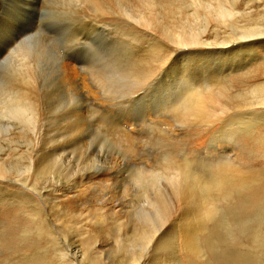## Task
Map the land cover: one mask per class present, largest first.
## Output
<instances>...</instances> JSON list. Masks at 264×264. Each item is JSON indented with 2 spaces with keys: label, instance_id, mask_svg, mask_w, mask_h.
Segmentation results:
<instances>
[{
  "label": "rangeland",
  "instance_id": "374dc122",
  "mask_svg": "<svg viewBox=\"0 0 264 264\" xmlns=\"http://www.w3.org/2000/svg\"><path fill=\"white\" fill-rule=\"evenodd\" d=\"M174 1L170 0V3L172 2L171 15L174 17L172 22L177 23L174 25L175 27H185L192 23L190 21L178 22L183 21L184 17L188 19L193 8L197 7V9L202 10V8H198L199 6L193 5L196 3H192L191 0ZM224 1V3H227L226 5L231 4L233 1L235 9L238 11L235 15V23L231 19L229 20L231 24L227 22L228 25L226 23H219L216 26L214 22H210L204 32L201 33V37L204 36L203 38L212 42H220L223 38H227L225 37L227 35H237V31H239L237 26L244 25L247 27L255 24L264 26V0ZM134 2L138 3L137 7L133 5ZM140 5V0H0V23L2 24H0V31L12 23V25L17 27L15 21L20 17H24L26 23L31 24L32 29L30 32L34 34V38L33 36H31L32 39L30 37L29 39L27 38L24 44L27 45L28 40L29 43L32 40L30 44L28 43V47L35 49V52L38 50V55L34 57L36 65H34L31 73L27 74L22 82H20L21 79L18 76L19 71L17 74L18 65H14V59L19 58V51H15L16 53L9 52L8 54L10 55L7 54L9 57L6 55V59L2 58L0 60V85H2V82H8L9 85L11 84L16 88L12 89L13 91L16 90V92L26 89L38 95L40 104L41 100L43 102L41 106L39 104V107H41L39 109L41 112L38 115L39 118L33 117L36 119L33 122H40H35L37 123L35 125H33L32 117L29 120L30 117L28 113L26 114L25 110L19 111V113L21 112L20 115H17L18 112H15V114L8 110H4L1 114L0 139L2 138L3 140L0 141L5 142L6 139L4 138H7V143L10 141L9 144L0 142V148L2 147L1 149L3 150H0V164H7L9 162L8 165L4 164L6 168L1 166L2 172L4 170L3 177L0 178V185H3L0 186L3 190L0 189V212L3 214L2 218L9 223L10 229L16 223L13 219L16 215H19L16 216L18 222L24 218L25 225H28L31 217L30 212L24 208L16 209L11 207L12 202L10 200L15 196L10 194L3 195L4 187L6 190L11 189V191H13L12 189L20 188L18 196L24 200L35 201L46 213L50 222H54L53 228L63 235L71 236V240L80 248H83L85 238L91 234L97 235L100 239L102 238L101 236L114 239L117 235L122 239H127L132 234V228L138 229L141 225L138 224L134 217L130 218L126 213L118 212V207L114 202L120 196L119 194H121L123 189L126 194L128 191L130 192V196L127 195L133 200L134 198L135 200L143 198L140 191H136L137 187H133L134 185L130 184L131 175L138 171L136 163L143 160L147 164V167L159 168L162 165L163 169L164 158H173V162H186L193 172L208 181L207 179H211L215 172L218 173L219 169L217 170V167L230 161L245 170L243 171L247 177V181H243L245 184L243 182L235 184L236 186L226 184L222 186L223 189H221L222 187L220 188L221 185L209 183L210 188L208 189L210 190V194L213 191L212 195L214 196L211 195V200H209V202L212 201L211 204L207 202H205L207 204L204 203L205 205L199 204L198 198L204 196L201 189L206 187L203 185H201L203 187L198 185L194 188V190H197L194 191L193 196L188 195L185 199L180 198L181 202L176 200L171 188L176 185L180 189L183 180L178 179L179 183L172 179L171 182L165 183L168 180L164 178V174L162 175L163 178L160 182L161 192L165 195L162 196L167 209L166 214L164 213L162 217V261L152 262L153 253L151 254V252L155 251H152V248L147 249L149 253L146 251L151 256L148 257L146 252L143 253L139 257L137 264H226L225 262L228 264H264V108L261 104L250 106V103L244 102L252 87L254 88L264 82V43L253 44V47H251L253 51L249 50L248 46L246 48L241 47V49H239L240 47L232 49L234 51L223 50L216 52L209 50V52L207 50V52L196 51V54L192 51L182 52V48L169 41L168 35L161 32L160 24L158 23L160 20L162 21V19L166 18V15H164L166 11L164 7L162 9L161 5L159 7V4L158 6L156 4L157 7L154 11L157 13L158 18H154L150 22L154 23L150 24L149 28L147 27L150 33L148 34L140 30L142 28L140 24H136L137 22L132 19L135 12L138 10L142 11ZM127 10L129 13L128 18L126 16L128 14ZM182 17L183 19H181ZM196 19L200 20L199 17ZM197 20H195V26L199 22ZM24 25L27 26L26 24ZM153 26L155 30L152 28ZM229 26H233L235 30ZM133 32L136 35L132 36ZM156 32L157 34H155ZM145 35H147V38ZM143 36L145 40H142ZM157 40L160 42L157 43ZM37 43H40V46ZM152 43L155 45V47L153 45L154 53L151 50ZM160 43L163 44L162 48H158ZM145 49L146 51L148 49L149 51L151 50L150 53L152 54L149 51L147 54ZM176 53L179 54L174 56ZM237 53L243 55L241 56ZM150 55L154 56L150 57ZM226 58L229 60V63ZM159 60L163 63H161L162 65H160ZM157 63L159 64L157 65ZM134 66L138 67L139 72L142 71L143 67L149 68L150 74L149 72L146 73L147 71L144 73L146 75L137 73L139 77H133L134 79L132 80ZM153 66L155 69L158 68L159 72ZM155 71L156 73H154ZM180 72H183V75ZM24 74L26 73L24 72ZM183 77L184 79H190L189 81L194 79L193 81L199 89L203 87V80L205 82L208 80L212 81V83L214 82L218 86V89L215 90L221 93L220 95L218 94L217 101L221 104L226 102V112L224 111L220 115L211 113V115L209 114L203 118L185 115L178 108L185 96V94H182L183 85L185 84ZM137 78H141V84L138 83L139 79L137 81ZM206 78L208 79L205 80ZM135 79L136 81H134ZM213 86L211 88L215 87ZM222 90L224 96L223 92H221ZM136 97L139 98L137 99ZM112 105L116 106L113 107ZM90 106L98 110L90 112ZM86 107H89V109L87 110ZM139 108L149 117L146 118L145 116L147 115L143 112L141 113ZM42 109L44 112L46 110V115L48 113V116L53 118V120L49 117L45 119L47 116H45ZM70 110L73 114H70ZM75 110L76 114L79 115L81 123L80 131L82 135L80 136L82 137L79 140L81 138L82 140L78 143L79 145L81 144V147L78 144H70L72 139L69 137L70 133L67 134L68 131L65 129L66 125L69 124L68 117L74 118ZM117 110L120 114L116 112ZM151 111H154V113ZM7 112H9L8 115ZM23 112L25 113L22 115ZM254 112H256L255 115ZM131 113H138V116L131 115ZM140 113L149 120L148 124H144L146 121L143 120V122H140ZM151 113H153V117ZM230 114L232 119H234L233 121H231ZM232 114L235 115L233 116ZM124 116L127 118L131 117L132 119L128 118V121ZM227 116H230L229 120H227ZM235 116L239 119L235 118ZM15 117L19 118V120L16 119L15 121ZM42 117H44L43 119L47 123L42 124L44 122ZM242 117H246L248 121L244 118L243 121ZM117 118H120V120H117ZM253 119L256 120L253 121ZM28 120L30 121L29 124L24 123V121L28 123ZM49 120L54 124L48 122ZM126 121L128 122L126 123ZM226 121L229 122L227 123ZM110 122H117V124L119 123L121 126L128 128L124 132L118 133V125L117 127L114 126L115 128L112 127L115 131L112 130L110 133L114 134L117 141L108 132L107 126L111 128ZM12 124L16 126H12L11 128L14 127L13 129L8 128V125ZM47 125H49L48 128ZM63 125L65 126L64 128ZM224 125L228 127V129L226 128L228 130L227 133V130L223 128ZM27 126L29 127L27 128ZM50 126L51 128H49ZM230 126L232 127L229 128ZM31 128L35 129H33L35 133L38 134L40 132V134H32ZM15 130H18V134ZM220 130L221 132H218ZM6 131H10L8 134L11 137L13 136L12 138L10 137L11 139ZM126 131L128 136L125 137ZM2 132L4 136H2ZM215 132L218 133L212 140ZM30 134L33 136H30ZM45 134L50 135L51 139ZM31 137L35 138V143L31 141L34 140ZM25 139L27 141L30 140V142L28 141L29 143L26 144L25 142L27 141ZM16 140L18 141L16 142ZM47 141L52 145H48ZM37 142L38 145L33 146ZM45 143L49 147H46ZM39 144H42L43 147ZM56 145L58 146V155H60L56 157L61 158L57 160L59 162L52 160L54 164L57 162L53 168L54 170L52 169L54 165L52 161H50L52 163L50 164L51 170L48 164L45 166L46 168L44 167L45 169H41L42 172L49 169L48 173L44 172V174L38 170L40 167L38 168V166L34 165L35 163L38 165L36 160L39 154L36 155V153L41 149L50 148V146L57 147ZM11 146L15 149L18 146L17 148L20 150L12 149ZM30 146L34 148L31 150ZM75 146L80 149L75 148ZM125 146H129L131 151H128ZM66 147L71 148L68 149ZM10 148L14 151H9ZM21 150L24 152H21ZM62 151L64 152L63 154ZM118 151L123 153L127 162L121 159ZM9 152L10 154H8ZM31 153H35V155ZM4 156L5 158L3 159ZM30 157H33V159ZM18 162L19 164H17ZM27 164L31 166L28 167ZM10 165L11 167L13 165L14 168L9 167ZM16 169H18L17 173H11L13 170L16 171ZM22 169L24 172H20ZM7 170L10 171L8 172ZM35 172H38L37 175L40 174V178L36 176ZM166 174L165 177L170 176V174L168 176ZM41 175H46L50 178L48 177L49 180H47L45 179L47 178L46 176ZM51 176L54 177L52 178ZM80 176H82L83 184L80 187L81 191L76 195L74 184ZM41 177H44V179H41ZM23 179H25L26 183ZM23 182L29 187H26ZM175 182L178 183L175 184ZM48 185L55 188V190L64 188L65 186V196L59 195L57 192L48 193L49 197L53 199L46 200V202L40 201L36 190L30 188L31 186L41 191L43 190V186L46 189H50ZM231 187L232 189H229ZM219 188L220 192H218ZM211 189L216 190L211 191ZM207 205L211 206L208 207ZM205 206L208 209L205 208V210L203 208ZM95 207H99L100 211L105 214V218L100 222V228L97 230L93 228L94 222L91 219L93 218L91 216L94 213ZM108 213H111V215H108ZM73 214L80 215V218H74ZM64 223L67 226L74 225V227L64 228L65 226H62ZM107 241L109 242L110 239H107ZM99 243L96 242L95 244L100 250H104L107 247L105 246V242L101 243L100 240ZM110 256L114 262L125 258V254L122 251L111 253ZM103 264L114 263L106 261Z\"/></svg>",
  "mask_w": 264,
  "mask_h": 264
},
{
  "label": "bare ground",
  "instance_id": "6f19581e",
  "mask_svg": "<svg viewBox=\"0 0 264 264\" xmlns=\"http://www.w3.org/2000/svg\"><path fill=\"white\" fill-rule=\"evenodd\" d=\"M91 1H95V0H91ZM141 1V8H142V11H137L135 12V15L132 16V19L133 21H136L137 23L136 24H140V26L142 27L140 30H143L145 33L147 32L148 34L150 33L149 31V27H150V24L152 25L153 23H150L152 20L157 19L158 18V15L157 13L154 11L155 8L158 6L159 4V7L162 6V9L164 7L165 9V13L164 15H166V18L162 21L160 20L158 24H160V28H161V32H164L168 35V40L171 41L172 43L176 44L179 48H182V52H195L194 54H196V51H206L207 50L209 51H223V50H232V49H241V47H248L249 50H252L251 47H253V44H256V43H264V26L262 25H251V26H237L239 28V31H237V35L235 36H231V35H227L225 37L227 38H223L222 41L220 42H217V41H210V40H206L205 38L201 37V33L204 32V30L206 29V26L210 23V22H214V24H219V23H222V24H228L231 22L229 21L231 19V21H235V15L237 14V10L235 9L234 7V4L231 2V4L229 5H226L227 3H224L225 1L224 0H191L192 3H196V4H193V5H197L199 6L198 8H202V10H199L196 8H193L192 9V12L190 14V16L188 17V19L186 17H184L185 19L183 21H179L178 23H181V22H192L190 25H187L185 27H181V26H178V27H175L174 25H176L177 23H174L172 22V19L174 18L171 13H172V9H171V4L172 2L170 3V0H140ZM174 1V0H173ZM189 1V0H188ZM175 2V1H174ZM173 2V3H174ZM230 2V1H229ZM228 2V3H229ZM163 3V5H162ZM157 4V6H156ZM182 4V3H181ZM179 4V5H181ZM184 4V2H183ZM189 4V3H188ZM133 5L135 7L138 6V3L137 2H134ZM161 5V6H160ZM178 5V7H179ZM186 5V3L184 4ZM191 6V5H189ZM201 6V7H200ZM192 7V6H191ZM125 11V9H123ZM123 11V12H124ZM128 13V10L126 11ZM199 12V13H198ZM126 13V14H127ZM138 13V14H137ZM127 18L129 16V13L126 15ZM197 17L200 18V20L196 19ZM179 18V17H178ZM183 19V17L181 18ZM233 19V20H232ZM199 21L197 23V26H195L196 24V21ZM132 21V22H133ZM16 25L17 27H15V25H8V26H5L6 28L5 29H2V31H0L1 33V36H0V60L2 58H5L7 57L9 52H14L16 53L17 51H19V58L17 59H14L15 61V64L14 65H18L17 66V74H18V71H19V75L20 76V82H22V80H24V78H26V75L30 74L31 71H32V68L34 67L35 64V59L34 57H36L38 54H37V51L35 52L32 47H28V45L32 42L29 43V40L27 42V45L24 44V41L29 37L30 39L31 36H33L34 38V34H32L30 31L32 29L31 27V24L29 23H26V20L24 19V17H20L19 19H17L16 21ZM14 22V23H15ZM156 22V21H155ZM232 22V23H233ZM157 23V22H156ZM155 23V24H156ZM195 23V24H194ZM235 23V22H234ZM1 24V23H0ZM24 24H26L27 26H25ZM158 24H156L158 26ZM227 24V25H228ZM2 25V24H1ZM132 25V24H130ZM234 25V24H233ZM133 26V25H132ZM139 26V27H140ZM217 26V25H216ZM34 27V26H33ZM148 27V28H147ZM230 27V26H229ZM233 27V26H232ZM230 27V28H232ZM2 28V27H1ZM154 28V26L152 27ZM234 28V27H233ZM131 29V28H130ZM137 29V28H135ZM148 29V30H147ZM157 29V28H156ZM152 30V29H151ZM155 30V28H154ZM153 30V32H154ZM160 30V29H158ZM233 30V29H232ZM235 30V28H234ZM33 32V31H32ZM138 32H139V29H138ZM152 32V31H151ZM159 32V31H158ZM234 32V31H233ZM132 33V32H131ZM144 33V34H145ZM4 34V35H3ZM135 34V32H133L132 36ZM154 34V33H153ZM157 34V32L155 33ZM136 35V34H135ZM141 35V33H140ZM160 36V34H158ZM146 38H147V35H145ZM149 36V35H148ZM158 36V37H159ZM36 37V36H35ZM84 37V36H83ZM141 37V36H140ZM157 37V38H158ZM143 39L142 40H145L144 36L142 37ZM149 38V37H148ZM151 38V37H150ZM153 38L155 39V36L153 35ZM156 38V39H157ZM84 40V39H83ZM159 40V39H158ZM157 40V41H158ZM34 41V40H33ZM148 41V40H147ZM151 41V40H150ZM156 41V40H154ZM156 44V42H154ZM161 41V39H160ZM160 41H158L157 43H159ZM35 42V41H34ZM39 42V41H38ZM144 42V41H143ZM149 42V41H148ZM163 42V41H162ZM161 42V43H162ZM29 43V44H28ZM152 43V49L150 47V49L152 50V53H154V48H153V44ZM160 43V46H158V48H162V45ZM33 44V43H32ZM36 44V42H35ZM33 44V45H35ZM38 44V43H37ZM40 46V43L38 44ZM159 45V44H158ZM165 45V44H164ZM252 45V46H251ZM157 46V45H156ZM189 46H192V47H189ZM195 46V47H193ZM36 47V46H35ZM147 47H148V44H147ZM155 47V45H154ZM39 49V47H37ZM149 48V47H148ZM243 48V49H244ZM41 49V47H40ZM147 49V48H146ZM145 49V51H146ZM150 50V51H151ZM161 50V49H160ZM16 51V52H15ZM149 51V49H148ZM148 51L147 54H148ZM149 51V53H150ZM209 51V52H210ZM234 51V50H232ZM241 51V50H239ZM245 51V50H244ZM253 51V50H252ZM251 51V52H252ZM39 52H41L39 50ZM145 52V54H146ZM182 52H179V53H182ZM208 52V53H209ZM238 52V51H237ZM242 52V51H241ZM248 52V51H247ZM150 53V54H152ZM179 53H176L174 56H176L177 54ZM199 53V52H198ZM197 53V54H198ZM226 53V52H225ZM236 53V52H235ZM240 53V52H238ZM237 53V54H238ZM253 53V52H252ZM8 54V55H7ZM18 54V53H17ZM234 54V53H233ZM7 55V56H6ZM184 55H186L184 53ZM228 55V54H227ZM238 55H241V54H238ZM243 55V54H242ZM241 55V56H242ZM247 55V54H246ZM17 56V55H16ZM151 56H154V55H150ZM187 56V55H186ZM222 56V55H221ZM240 56V57H241ZM9 57V56H8ZM163 57V55H162ZM212 57V55H211ZM252 57V56H251ZM11 58H14V57H11ZM170 58V57H169ZM203 58V57H202ZM220 58V57H219ZM234 58V57H233ZM232 58V59H233ZM237 58V56H236ZM6 59V58H5ZM9 59V58H7ZM161 59V58H160ZM168 59V58H167ZM195 59V58H194ZM193 59V60H194ZM212 59V58H210ZM227 59V58H226ZM240 59V58H238ZM13 60V59H12ZM38 60V58H37ZM36 60V62H38ZM169 60V59H168ZM190 60V59H189ZM201 60V59H199ZM221 60V59H220ZM6 61V60H5ZM160 61V60H159ZM158 61V62H159ZM195 61V60H194ZM229 60L227 59V62ZM237 61V60H236ZM11 62V61H10ZM164 62V61H163ZM1 63V62H0ZM8 63V62H7ZM162 62L160 61V65ZM165 63V62H164ZM188 63V62H187ZM194 63V62H193ZM198 63V62H196ZM229 63V62H228ZM233 63V62H232ZM236 63V62H235ZM13 64V62H12ZM136 64V63H135ZM138 64V63H137ZM159 63H157L158 65ZM218 64V63H217ZM157 65H155L157 67ZM170 65H173V64H170ZM198 65V64H197ZM209 65V64H208ZM15 66V67H16ZM136 66V65H135ZM134 66V69L132 70V80L134 78H136L137 76L139 77V73L140 74H144L146 71V73L149 72L150 74V71H149V68H146V67H143L142 71L139 72L138 70V67L136 68ZM185 66V65H184ZM191 66V65H190ZM196 66V65H195ZM188 67V65H187ZM136 68V69H135ZM154 68V66H153ZM161 68V66H160ZM163 68V67H162ZM165 68V67H164ZM190 68V67H189ZM204 68V67H203ZM208 68V67H207ZM217 68V67H216ZM155 69V68H154ZM158 69V68H157ZM155 69V70H157ZM169 69V68H168ZM183 69V68H182ZM187 69V68H186ZM214 69V68H213ZM152 71H154L153 69H151ZM161 70V69H160ZM221 70V69H220ZM23 71V72H22ZM166 71V69H165ZM164 71V72H165ZM183 71V70H182ZM185 71V70H184ZM193 71V70H191ZM24 72L26 74H24ZM157 72H159V69L157 70ZM138 73V74H137ZM156 73V71L154 72ZM153 73V74H154ZM167 73V72H166ZM181 73V72H180ZM183 73V72H182ZM181 73V74H182ZM147 74V75H149ZM141 75V76H142ZM146 75V74H144ZM183 75V74H182ZM214 75V74H213ZM158 76V75H157ZM160 76V75H159ZM211 76V75H210ZM134 77V78H133ZM145 77V76H144ZM217 77V76H216ZM143 78V76H142ZM147 78V77H146ZM158 78V77H157ZM163 78V77H162ZM139 79V82L138 83H142V80L140 81L141 78H137V81ZM186 79V78H185ZM184 77H183V80L185 82V84L183 85L184 86V89H183V92L182 94H185L184 98H183V101L180 102V105L178 106L179 109L182 110V112L187 115V116H196L197 118H203L205 116H208L209 114L211 115V113H217V114H223L224 111L226 112L227 110V105H226V102H224L223 104L219 103L217 100V96L218 94L220 95L221 93L218 91V90H215V89H218V86H216L214 84V82L212 83V81L209 82L208 81H204L203 80V87H201L200 89L198 88V86L194 83V79L192 81H189L188 78L185 80ZM208 78H206L205 80H207ZM214 79V78H213ZM216 79V78H215ZM131 80V79H130ZM180 80V79H179ZM200 80V79H199ZM212 80V79H211ZM219 80V79H218ZM136 81V79L134 80ZM157 81V80H156ZM161 81V80H160ZM217 81V80H216ZM215 81V82H216ZM130 82V81H129ZM159 82V81H157ZM197 82V81H195ZM136 83V82H134ZM133 83V84H134ZM137 83V84H138ZM144 83V81H143ZM148 83V82H147ZM1 84V83H0ZM135 84V85H137ZM146 84V83H145ZM259 84V83H258ZM154 85V84H153ZM157 85V84H156ZM159 85V84H158ZM215 87H214V86ZM143 86V85H142ZM211 86H213L214 88H211ZM256 86V85H255ZM151 87V85H150ZM149 87V88H150ZM160 87V86H158ZM162 87V86H161ZM200 87V86H199ZM148 88V89H149ZM152 88V87H151ZM150 88V89H151ZM12 89H16L14 88L11 84L9 85L8 82H2V85H0V118L2 117L1 114L4 110H8V111H12L13 113L15 112H18L19 111H24L26 112V114L28 113L30 119L31 120V117H32V122L34 121V119L36 117L39 118V114L41 113L40 112V108L39 107V98H38V95L33 93V92H30L26 89H23L21 90L20 92H16V90H12ZM161 89V88H160ZM158 90V89H157ZM152 91V89H151ZM148 92V90H147ZM223 92V90L221 91ZM134 93L136 95V92L134 90ZM140 94V93H138ZM142 94V93H141ZM140 94V95H141ZM144 95V94H143ZM161 95V94H160ZM165 95V94H164ZM138 96V95H137ZM146 96V95H145ZM222 96V95H221ZM223 96H224V92H223ZM134 97V96H132ZM140 97V96H139ZM138 97V98H139ZM148 98V96H146ZM153 97V96H152ZM137 98V97H136ZM137 98V99H138ZM159 98V97H158ZM248 98V100H247ZM246 99H244V102L246 101V103H250L249 105L250 106H254L255 104H261L262 107L264 108V82L260 85H257L256 87H252L251 91H249L248 93V97ZM131 99V98H130ZM133 99V98H132ZM151 99V98H150ZM161 99V97H160ZM141 100V99H140ZM139 100V101H140ZM155 100V99H154ZM138 101V100H137ZM144 101V100H143ZM42 100H41V104L40 106L42 105ZM45 103V102H44ZM153 103V101H152ZM116 104V103H114ZM113 104V105H114ZM133 104V103H132ZM131 104V105H132ZM46 105V104H45ZM112 105V106H113ZM118 105V104H117ZM122 105V104H121ZM247 105V104H246ZM44 106V104H43ZM116 106V105H115ZM113 106V107H115ZM123 106V105H122ZM145 106V105H144ZM147 106V105H146ZM218 106V107H217ZM125 107V106H124ZM130 107V106H129ZM127 107V108H129ZM139 107V106H138ZM142 108V106H140ZM148 107V106H147ZM217 107V108H216ZM242 107V106H241ZM43 108V107H42ZM49 108V107H48ZM87 110L89 109V107H86ZM110 108V107H109ZM131 108L133 109V107L131 106ZM129 108V109H131ZM137 108V107H136ZM146 108V107H145ZM251 108V107H250ZM45 109V108H44ZM117 109V108H116ZM120 109V108H119ZM122 109V107H121ZM138 109V108H137ZM148 109V108H147ZM146 109V110H147ZM152 109V107H151ZM43 110V109H42ZM49 110V109H47ZM98 109H96L95 107H91L90 106V112L92 111H96ZM136 110V109H135ZM140 110V108H139ZM138 110V111H139ZM143 110V109H142ZM69 111V110H68ZM110 111V110H109ZM124 111V110H123ZM122 111V112H123ZM156 111V110H155ZM6 112V111H5ZM21 112L17 115H20ZM23 112L22 115L25 113ZM118 113V110L116 111ZM127 112V110H126ZM133 112V111H132ZM140 112L142 113L143 111L140 110ZM154 113V111H151ZM157 112V111H156ZM253 112V111H252ZM251 112V113H252ZM261 112V111H260ZM259 112V113H260ZM9 112H7V115H8ZM11 113V112H10ZM12 113V114H13ZM43 113H45V119L47 118L48 119V113L46 115V110L44 112L43 110ZM69 113V112H68ZM67 113V114H68ZM95 113V112H94ZM136 113V112H135ZM133 114L131 113V115L133 114L134 116L137 115L138 116V113L137 114ZM140 113V122L143 120V121H146V123L144 124H148L147 122L149 120H147L146 118L149 117L145 112L147 116L144 117V115H141ZM153 113L152 114V117H153ZM256 112H254V115H255ZM263 113V112H262ZM16 114V113H15ZM70 114H73L71 113V110H70ZM115 114V113H114ZM120 114V112L118 113ZM122 114V113H121ZM150 114V113H148ZM253 114V113H252ZM258 114V113H257ZM256 114V115H257ZM44 115V114H43ZM123 115V114H122ZM124 115H127V114H124ZM155 115V114H154ZM233 115V114H232ZM235 115V114H234ZM233 115V116H234ZM252 115V116H254ZM260 115V114H259ZM262 115V114H261ZM11 116V114H10ZM42 116V114H41ZM71 116V115H70ZM119 116V115H118ZM136 116V117H137ZM142 116V117H141ZM225 116V115H224ZM223 116V117H224ZM231 116V114H230ZM229 116V117H230ZM237 116V115H236ZM237 119H239L238 117H236ZM241 116V115H240ZM12 117V116H11ZM35 117V118H33ZM123 117V116H122ZM126 117V116H124ZM135 117V118H136ZM222 117V118H223ZM228 117V116H227ZM228 117L227 120H229L230 118ZM4 118V117H3ZM2 118V119H3ZM10 118V117H9ZM36 118V119H38ZM44 117H42V120L44 121L43 119ZM50 118V117H49ZM128 118H131V117H128ZM128 118L126 117V120H128ZM220 118V116H219ZM225 118V117H224ZM246 119V117H242V119ZM252 118V117H251ZM250 118V119H251ZM257 118V117H256ZM11 119V118H10ZM19 120V118H16L15 117V121ZM21 119V118H20ZM23 119V118H22ZM25 119V117H24ZM35 119V120H36ZM51 120H53V118H50ZM132 119V118H131ZM134 119V118H133ZM226 119V118H225ZM231 119H232V116H231ZM240 119V120H242ZM243 119V121H244ZM249 119V121H251ZM5 120V118H4ZM3 120V121H4ZM26 120V119H25ZM28 120V123L27 121H24V123L26 124H29V121ZM117 120H120V118H117ZM124 120V119H123ZM234 119H232L231 121H233ZM236 120V119H235ZM248 121V119H246ZM245 120V121H246ZM256 120V119H255ZM253 119V121H255ZM1 121V119H0ZM21 121V120H20ZM20 121H17V122H20ZM56 121V120H55ZM68 121H69V124L66 125V127L63 125V128L65 127V129H67V134L70 133V136L71 137V143L70 144H78L79 141L82 140H79L80 135L81 134V131H80V128H81V123H80V118H79V115L76 114V110H75V114H74V118L73 117H68ZM125 121V120H124ZM129 121V120H128ZM126 121V123L128 122ZM142 121V122H143ZM223 121V120H222ZM246 121V122H247ZM6 122V121H4ZM13 122V121H12ZM23 122V121H21ZM31 122V123H32ZM37 122V121H35ZM33 122L32 124L35 125L37 123H40V122H37L35 123ZM42 122V121H41ZM46 122V120L42 123L44 124ZM48 122H51L53 123L52 121H48ZM132 122V121H130ZM227 122V121H226ZM229 122V121H228ZM227 122V123H228ZM241 122V121H240ZM47 123V122H46ZM137 123V122H136ZM139 123V122H138ZM150 123V122H149ZM226 123V124H227ZM248 123V122H247ZM10 124V122H9ZM14 124V123H13ZM8 125V128L12 127V126H16V125ZM21 124V123H20ZM49 124V123H48ZM54 124V123H53ZM57 124V122H56ZM109 124V123H108ZM130 125V123H128ZM143 124V123H142ZM255 124V122H254ZM1 125V124H0ZM4 127H5V124L3 123ZM51 125V124H49ZM47 125V128L48 126ZM107 125V124H106ZM111 126V128L109 126H107L108 128V132L109 134H111V136L113 138H115V140L117 139L113 133H110L112 132V127L118 125L117 129H118V133L120 132H124L125 129H128L127 127H124V126H121L119 123L117 124L116 123H112L110 122L109 124ZM2 126V125H1ZM45 126V125H44ZM43 126V127H44ZM52 126V125H51ZM51 126L49 128H51ZM54 126V125H53ZM225 126V125H224ZM223 128H227L228 127H224ZM229 126V125H228ZM7 127V125H6ZM26 127V126H25ZM24 127V128H25ZM29 126H27L28 128ZM42 127V129H43ZM46 127V126H45ZM232 126H230L229 128H231ZM3 128V127H1ZM14 128V127H13ZM11 128V129H13ZM17 128V127H16ZM19 128V127H18ZM36 128V127H35ZM41 128V127H40ZM38 128V129H40ZM115 128V127H114ZM5 129V128H3ZM7 129V128H6ZM32 129V128H31ZM34 129V128H33ZM32 129V131H33ZM46 129V128H45ZM226 129V130H227ZM8 130V129H7ZM19 130V129H18ZM18 130H15V132L18 134ZM21 130V129H20ZM25 130V129H24ZM23 130V131H24ZM28 130V129H27ZM26 130V131H27ZM35 130V129H34ZM41 130V129H40ZM48 130V129H47ZM224 130V129H223ZM5 131V130H4ZM29 132H31L30 130H28ZM46 131V130H45ZM52 131V130H51ZM115 131V130H113ZM1 132V131H0ZM7 132V131H6ZM10 132V131H9ZM7 132V134L9 133ZM13 132V131H11ZM20 132V131H19ZM36 132H39V131H36ZM64 132V131H63ZM218 132H221L218 131ZM218 132H215L213 137H212V140L215 138V136L217 135ZM228 132V130L226 131V133ZM3 133V132H2ZM35 133L34 131L32 132V134ZM49 133L51 134L50 130H49ZM54 133V132H52ZM26 134V132H25ZM37 134V133H35ZM40 134V132L38 133ZM37 134V135H38ZM44 134V133H43ZM48 134V133H47ZM45 134V135H47ZM57 134V133H56ZM108 134V133H107ZM14 135V134H13ZM24 135V134H23ZM36 135V137H38ZM42 135V134H41ZM4 136V133L3 135ZM9 136V134H8ZM15 136L17 137V135L15 134ZM19 136V135H18ZM28 136V134H27ZM30 136H33L30 134ZM29 136V137H30ZM128 136L127 134V131L125 132V137ZM0 137H1V134H0ZM11 137V135L9 136V138ZM13 137V136H12ZM11 137V138H12ZM35 137V136H34ZM33 137V138H34ZM47 137H50V135ZM4 138V137H3ZM10 138V139H11ZM27 138V137H26ZM32 138V137H31ZM32 138V139H33ZM41 138V137H40ZM45 138V136H44ZM53 138V137H52ZM6 139V143H7V138H4ZM30 139V138H29ZM38 139V138H37ZM49 138H47L48 140ZM51 139V137H50ZM50 139L48 141H50ZM63 139V138H62ZM0 140H3L2 138ZM14 140V139H12ZM11 140V141H12ZM26 140V139H25ZM31 140V139H30ZM30 140H28L30 142ZM45 140V139H44ZM120 140V139H118ZM125 140V139H124ZM18 140H16L17 142ZM24 141V140H23ZM27 141V140H26ZM25 142L26 144H28L29 142ZM31 141H34L33 143L36 142L35 138L34 140H31ZM47 141V142H48ZM52 141V140H51ZM117 141V140H116ZM0 142H3V141H0ZM3 142V143H5ZM15 142V141H13ZM15 142V143H16ZM61 142V141H60ZM120 142V141H119ZM5 143V144H6ZM10 143V141H9ZM7 143V144H9ZM19 143V142H18ZM41 143V142H40ZM50 145L51 143L48 142ZM63 143V142H62ZM68 143V141H67ZM66 143V144H67ZM123 143V142H121ZM4 144V145H5ZM43 144V143H42ZM42 144H39L42 146ZM46 144V143H45ZM61 144V143H60ZM65 144V143H64ZM115 144V143H114ZM120 144V143H119ZM3 145V144H2ZM14 145V143H13ZM34 145H38V142L36 144H33ZM46 144V147L48 146ZM52 145V144H51ZM71 145V147H72ZM79 145V144H78ZM76 145V146H78ZM121 145V144H120ZM1 146V144H0ZM32 146V145H31ZM30 146V148H31ZM55 146V145H54ZM57 146V145H56ZM61 146V145H60ZM60 146H59V149H60ZM77 149H80L78 148L79 146L81 147V144L76 147ZM122 146V145H121ZM18 147V146H17ZM16 149H19L17 148ZM22 147V146H21ZM20 147V148H21ZM43 147V146H42ZM49 147V146H48ZM64 147V146H63ZM71 147H66V148H71ZM116 147V146H115ZM2 148V147H1ZM0 148V150H2ZM12 149H15L11 146ZM10 148L9 151H11L12 149ZM34 148V147H33ZM31 148V150L33 149ZM41 148V147H40ZM125 148L129 151H131V148L129 146H125ZM15 149V150H16ZM25 149V148H24ZM67 149V150H68ZM20 150V149H19ZM18 150V151H19ZM27 150V148H26ZM36 150V149H35ZM39 150V148H38ZM42 150V149H41ZM40 151H36V155H38V158H37V163L38 165H36V163L34 164L35 166H38V168L40 167V169H38L39 171H41V169H45L46 165L48 164L49 166V169L51 167L50 164H54L53 161H57L59 158H57L56 156L58 155V146L57 147H52L50 146V148H45L44 150H42V152ZM64 150V148H63ZM3 151V150H2ZM1 151V153H2ZM14 151V150H12ZM23 150H21L22 152ZM29 151V150H28ZM27 151V152H28ZM58 151V152H57ZM65 151V150H64ZM127 151V152H128ZM4 152H7V151H4ZM20 152V151H19ZM24 152V151H23ZM32 152V151H31ZM35 152V151H34ZM41 154H40V153ZM61 152V151H60ZM125 152V151H124ZM18 153V152H17ZM64 152L62 151V154ZM66 153V152H65ZM5 155V153H3ZM10 154V152L8 153ZM8 154H6L8 156ZM16 154V153H15ZM28 154V153H27ZM31 154H34L35 153H31ZM61 154V153H60ZM61 154V155H62ZM118 154H120L121 156V159L123 161H125V158L123 156V153L119 152L118 151ZM13 155V153H12ZM6 156V157H7ZM28 156H30L28 154ZM32 156V155H31ZM60 156V155H58ZM1 157V156H0ZM22 157V156H20ZM37 157V156H36ZM5 158V156L3 157V159ZM33 159V157H30ZM57 158V159H56ZM2 159V160H3ZM9 159V158H8ZM16 159V158H15ZM173 159V158H172ZM170 159V158H164L163 160V169H162V165L159 167V168H151L150 166L147 167V164L145 162H143V160L139 161L138 163H136L135 165H137V169L138 171H136V173L132 174L131 175V185L133 187H137L136 188V191H140L141 195L143 196V198L141 196L142 199H139V200H134L131 199L129 196H130V192L128 191V189H126L128 191V195L125 193V190L123 189L121 191V194H119L120 196H118V198L115 200V205L118 207V212L120 213H126L127 215H129L130 218L134 217V219L137 220L138 224L141 225L140 228L136 229V228H132V234L129 238L127 239H122L120 238L118 235L115 236L114 239L112 238H107L106 236H101L102 238L100 239L97 235L95 234H91V235H88L86 238H85V241H84V245H83V248L77 246L72 240H71V236H66V235H63L61 232H59L58 230L54 229L53 226H54V222L51 223L49 218H47L46 216V213L41 209L40 206H38V204L35 202V201H32V200H24L22 198H20L18 196L19 194V189H12L13 191H11V189H8L6 190L5 187H4V192H3V195H6V194H10V195H14L15 197L12 198V200H10L12 202V205L11 207H14L16 209H26V211H29L31 217L29 219V222H28V225L26 226L24 223V218L21 219L19 222L17 221L16 219V216H19V215H16L14 216V221H16V223L14 224L13 228L10 229L9 228V223L6 222L2 217H3V214H1L0 212V264H103L105 263L106 261L111 263L113 262L114 264H137L138 261H139V257L145 253L146 251L148 252L147 249H152L155 250L153 252H151V254L153 253V259H152V262L154 263L155 261H162V217L164 215V213L166 214V204H165V200L163 199V196L164 195L161 191V184L160 182L162 181V175L164 174V178L167 179L168 181L165 183H169V181L171 182L172 179H174V181H178V179L180 180H183L182 181V184L180 186V189L177 188V186H173L172 191H173V194H175V199L176 200H179L180 198H184L188 195L189 196H193V193H195L194 191V188L198 185H203V186H206V187H203L201 190H202V193H204V196L202 197H199V204L202 203V205L207 202L209 204H211V202H209V200H211L210 198L213 196V191L214 189H211L212 191V194H210V190L208 188L209 187V183H213L214 185L217 184V185H221L220 188L226 184H229V185H235V184H238V183H241L243 181H245L247 179V177L244 175V169L242 167H239L237 166L236 164L228 161V162H225L224 165L222 166H219L217 167V172H215L214 176L211 177V179H207L208 181H206V179H202V176L196 174L195 172H193L191 169H190V166L186 163V162H173V160ZM53 160V161H52ZM9 161V160H8ZM19 161V160H18ZM50 161H52V163H50ZM61 161V160H60ZM227 161V160H226ZM1 162V161H0ZM17 162V161H16ZM30 162V161H28ZM31 162H33V160H31ZM59 162V161H57ZM56 162V163H57ZM127 162V161H125ZM9 162L4 163L6 165H8ZM55 163V164H56ZM162 163V162H161ZM4 164H0V178L3 177V172H2V167L1 166H4ZM12 164V162H11ZM19 164V162L17 163ZM21 164H24V163H21ZM20 164V165H21ZM26 164V163H25ZM24 164V165H25ZM40 164V166H39ZM55 164L52 166V169L54 168ZM14 167H15V163L13 164ZM12 165V167H13ZM28 166V164H27ZM31 166V165H30ZM28 166V167H30ZM47 166V168H48ZM5 167V166H4ZM8 167V166H7ZM11 167V165L9 166ZM11 167V168H12ZM13 167V168H14ZM18 167V166H17ZM16 167V168H17ZM20 167V166H19ZM18 167V168H19ZM22 167V165H21ZM20 167V168H21ZM45 167V168H44ZM6 168V167H5ZM4 168V169H5ZM24 168V166H23ZM34 168V166H33ZM36 168V167H35ZM111 168V167H110ZM25 169V168H24ZM28 169V168H27ZM31 169V168H30ZM48 169V170H49ZM17 170L16 171H12L11 173L15 174L17 173ZM47 170V171H48ZM51 170V169H50ZM54 170V169H53ZM116 170V169H115ZM170 170V171H169ZM244 170V171H243ZM8 171V170H7ZM6 171V172H7ZM10 171V170H9ZM8 171V172H9ZM24 172V170L22 169L20 172ZM26 171V170H25ZM29 171V169H28ZM46 170L45 171H41L42 173L44 172H47ZM120 171V170H119ZM7 172V173H8ZM53 172V171H51ZM163 172V173H162ZM167 172V174H166ZM34 173V172H33ZM40 173V172H39ZM41 173V174H42ZM48 173V172H47ZM50 173V172H49ZM36 176H39L37 175L38 172H35ZM45 174V173H44ZM114 174V173H113ZM165 174L168 176V174H170V176L168 177H165ZM22 175H25V174H22ZM49 175V174H47ZM51 175V174H50ZM53 175V174H52ZM4 176H7V175H4ZM16 176H19V175H16ZM41 176H46V175H41ZM27 177V175H26ZM47 177V176H46ZM49 177V176H48ZM45 178L47 180H49V178ZM52 177V176H51ZM54 177V176H53ZM52 177V178H53ZM171 177V178H169ZM175 177V178H173ZM180 177V178H178ZM5 178V177H4ZM25 178V177H23ZM37 178V177H36ZM40 178V176H39ZM44 179V177H41V179ZM3 179V178H2ZM15 179V178H14ZM21 179V178H20ZM26 179V178H25ZM23 179V181L25 180ZM38 179V178H37ZM40 179V180H41ZM56 179V178H55ZM116 179V178H115ZM130 179V177H129ZM45 180V181H47ZM51 180V179H50ZM58 180V179H57ZM56 180V181H57ZM117 180V179H116ZM18 181V180H17ZM16 181V182H17ZM21 183L22 181L19 180ZM119 181V180H118ZM247 181V180H246ZM26 183V181H24ZM23 182V184H24ZM28 182V181H27ZM43 183V181H41ZM173 182V181H172ZM180 183V181H178ZM177 182V183H178ZM50 183V181H49ZM48 183V184H49ZM53 183V182H52ZM174 183V182H173ZM172 183V184H173ZM175 182V184H177ZM29 184V183H28ZM45 184V183H44ZM61 184V183H60ZM83 184V180H82V176L79 177V179L77 181H75V190H76V195L79 194V192L81 191V185ZM171 184V183H170ZM209 184V185H208ZM243 184H245V182H243ZM25 186L27 184H24ZM23 185V186H24ZM52 185V184H51ZM73 185V186H74ZM168 185V184H166ZM0 186H3V185H0ZM5 186V185H4ZM54 186V185H53ZM71 186V185H70ZM172 186V185H171ZM236 186V185H235ZM240 186V184H239ZM26 187H29V186H26ZM48 187H50L48 185ZM219 187V186H218ZM7 188V187H6ZM30 188L32 189H35L37 194H38V198L40 201H45L46 200H52L53 198H50L48 193L49 194H52L54 192H57L59 195H64V193H66V188L64 186V188H58L55 190V188L53 187H50V189H46V187L44 188V186L42 187L43 190H38L34 187H31ZM69 188V187H68ZM170 188V187H169ZM200 188V187H199ZM212 188V187H211ZM218 190V192H220L221 190ZM226 188V187H225ZM224 188V189H225ZM234 188V187H233ZM0 189L2 190V188L0 187ZM65 189V190H64ZM209 191H208V190ZM216 189H218L216 187ZM215 189V190H216ZM223 189V187L221 188ZM229 189H232L229 188ZM34 190V191H35ZM68 190V189H67ZM214 190V191H215ZM227 190V189H226ZM226 190H224V192H226ZM3 191V190H2ZM23 191V190H22ZM21 191V192H22ZM231 191V190H230ZM82 193V192H81ZM136 193V192H135ZM187 193V194H186ZM198 194V192H196ZM186 194V195H185ZM1 195V194H0ZM2 195V196H3ZM27 195V194H26ZM212 195V196H211ZM17 196H18V199H17ZM65 196V195H64ZM165 196V195H164ZM10 197V196H9ZM22 197V196H21ZM132 197V196H131ZM214 197V196H213ZM5 198V197H4ZM3 199V197H2ZM137 199V198H136ZM174 199V200H175ZM189 199V198H188ZM1 200V198H0ZM197 200V199H196ZM213 200V199H212ZM171 201V200H170ZM181 202V200H179ZM4 202V201H3ZM186 202V201H184ZM198 202V201H197ZM214 202V201H213ZM99 203H101L99 201ZM179 203V202H177ZM192 203V202H191ZM205 203V204H207ZM10 204V202H9ZM204 204V205H205ZM213 204V203H212ZM201 205V204H200ZM183 206V205H182ZM208 207L211 206V205H207ZM205 206L203 207L204 209H208V207ZM184 208V207H183ZM205 209V210H206ZM210 210V209H209ZM11 211V210H10ZM25 211V212H26ZM181 211V210H179ZM201 211V210H200ZM182 212V211H181ZM202 212V211H201ZM209 212V211H207ZM15 213V212H14ZM206 213V212H205ZM184 214V213H183ZM204 214V213H202ZM210 214V213H209ZM108 215H111V213H108ZM206 215V214H205ZM80 215H74L73 214V217L74 218H80L79 217ZM93 218L92 219V222L93 225H94V229L97 230L98 228H100V222L105 218V214L102 213L100 211V208L99 207H95L94 209V213L93 215L91 216ZM28 221V220H27ZM52 221V220H51ZM23 222V224H21ZM63 223V222H62ZM62 226H65L64 228H73L74 225L72 226H67L65 223L62 225ZM101 240V243L102 242H105V249L104 250H100L99 247H97V245L95 244L96 242H100ZM107 239H110V241L108 242ZM100 244V243H99ZM118 251H122L124 254H125V258L123 259H120V260H117L116 262L113 261V259L111 258L110 254L111 253H115V252H118ZM146 252V254H147ZM149 253V252H148ZM148 255V254H147ZM151 256V255H148V257ZM144 257V256H143ZM147 257V258H148ZM152 258V257H151ZM149 258V259H151ZM148 261V259H147ZM146 261V263H147ZM226 261V260H225ZM224 261V262H225ZM142 262V261H141ZM226 264H228L227 262H225ZM152 264V263H151Z\"/></svg>",
  "mask_w": 264,
  "mask_h": 264
}]
</instances>
